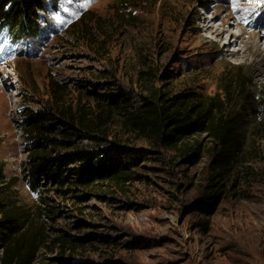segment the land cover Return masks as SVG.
Masks as SVG:
<instances>
[{
  "label": "rangeland",
  "instance_id": "1",
  "mask_svg": "<svg viewBox=\"0 0 264 264\" xmlns=\"http://www.w3.org/2000/svg\"><path fill=\"white\" fill-rule=\"evenodd\" d=\"M235 72L245 155L214 216L205 213L208 156L188 165L160 149L140 160L139 180L80 201L34 192L23 176V108H37L54 85L94 106L96 83L104 100L137 99L151 83L206 96ZM0 166L5 193L41 213L48 240L34 264H264V0H60L47 3L35 38L0 29Z\"/></svg>",
  "mask_w": 264,
  "mask_h": 264
},
{
  "label": "trees",
  "instance_id": "2",
  "mask_svg": "<svg viewBox=\"0 0 264 264\" xmlns=\"http://www.w3.org/2000/svg\"><path fill=\"white\" fill-rule=\"evenodd\" d=\"M59 1L0 0V29L17 41L35 38L47 3ZM98 85L93 84L95 96L90 95L97 100L94 106L82 98L68 99L64 86L57 84L37 108H23V176L31 190L80 201L105 192L109 185L120 187L139 180L138 168H144L140 160L149 161L151 154L165 149L188 165L210 158L212 180L205 213L214 216L221 201L229 197L230 181L245 155L242 119L232 110L234 97L244 86L243 75L235 72L220 93L206 96L172 94L151 83L137 99L117 93L104 100L95 92ZM113 126L123 133L113 132ZM125 134L146 141L147 147L129 144ZM3 181L0 166V264H34L48 240L41 213L12 200ZM40 201L45 203L43 198Z\"/></svg>",
  "mask_w": 264,
  "mask_h": 264
},
{
  "label": "bare ground",
  "instance_id": "3",
  "mask_svg": "<svg viewBox=\"0 0 264 264\" xmlns=\"http://www.w3.org/2000/svg\"><path fill=\"white\" fill-rule=\"evenodd\" d=\"M228 22H226V24H227ZM224 25H225V23H224ZM208 27V26H207ZM206 27V28H207ZM212 27V25L211 26H209L208 27V29L209 28H211ZM207 29V30H208ZM211 30H213V29H211ZM215 32H217L218 33V35H220V36H223L225 33H227V32H230V29H225V28H221V27H219V28H216V30H215ZM246 33V31H245V29H243V34H245ZM242 36V35H241ZM237 37V40L236 41H232V40H230L229 41V44H238V39H239V37L240 36H236ZM241 46V45H240ZM245 49V48H244ZM244 53V50H243V48L242 49H238L236 52H235V55L237 54V55H242Z\"/></svg>",
  "mask_w": 264,
  "mask_h": 264
}]
</instances>
